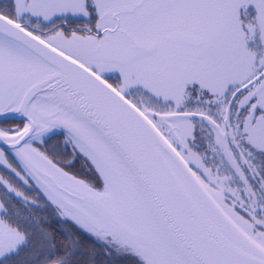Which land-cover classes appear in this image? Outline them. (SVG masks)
<instances>
[{"label":"snow or ice","instance_id":"snow-or-ice-1","mask_svg":"<svg viewBox=\"0 0 264 264\" xmlns=\"http://www.w3.org/2000/svg\"><path fill=\"white\" fill-rule=\"evenodd\" d=\"M57 134L101 188L33 147ZM9 150L106 257L264 264V0H10L0 165L27 184ZM0 184L23 212L38 206ZM23 212L0 202V264H96L78 236L57 245Z\"/></svg>","mask_w":264,"mask_h":264},{"label":"trees","instance_id":"trees-1","mask_svg":"<svg viewBox=\"0 0 264 264\" xmlns=\"http://www.w3.org/2000/svg\"><path fill=\"white\" fill-rule=\"evenodd\" d=\"M59 135H63V137L66 139V135ZM59 135H55L51 139L47 138L46 142H49L51 148L57 153H62V147L59 144H54V141L56 140L55 137ZM41 144L42 143H37L35 146L39 151L44 153L43 150L38 148V145ZM69 146L71 147L72 152V159L69 160L70 166L63 165L60 160L47 154L46 152L44 154L47 155L49 159H51L59 168L63 169V171L67 172L69 175L91 183L97 188H101L102 182L100 181L98 174L91 163L77 149H75L71 143H69ZM6 156H8L9 162L12 164V166L15 167L17 171L21 172V175L25 176V178L28 180V183L25 184L22 180H20L19 177L15 175V173L6 167L3 169L4 179L11 183L13 187L17 188V190L23 192L25 196H30L29 200H35L36 204L38 205L37 207L29 208L27 212H23L21 198L15 196L14 193L6 191L0 187V198L3 200V203H5L6 206L20 210L23 212L25 218L29 215V213H31L37 220L46 221L47 223L45 226L48 227L50 231L54 232L57 245H60L64 241V234L78 236L81 244L84 246V249L95 251L96 264H135L133 258L127 256H117L115 253H113L110 257H106L104 255L105 249L102 243L80 230L71 219H65L64 217H61L58 210L48 202L39 189L31 182V180L28 179L14 158L9 153H6ZM75 163H77V165L83 169L82 175L77 174L72 168H70ZM26 187L31 191L30 193ZM7 264H14V261H8Z\"/></svg>","mask_w":264,"mask_h":264},{"label":"flooded vegetation","instance_id":"flooded-vegetation-1","mask_svg":"<svg viewBox=\"0 0 264 264\" xmlns=\"http://www.w3.org/2000/svg\"><path fill=\"white\" fill-rule=\"evenodd\" d=\"M9 3H10V0H0V11L6 10L9 6ZM197 121H199V119H197ZM199 131L204 134V132H202L201 129ZM196 136H198V135H196ZM202 136L204 139H202L200 136L196 137V138H197V145H198L201 153L203 154L204 150L207 146L208 141H207V135L204 134ZM55 138H56V140L54 141V144H59L62 147V153H57L55 150H53L51 148L49 142L48 143L44 142L41 145H38V148L43 150L44 153L46 152L47 154L56 157L58 160H60V162L63 165L70 166L69 160L72 159V152H71V147L69 146V143L65 142L66 139L63 137V135L56 136ZM217 159H219V157H217ZM211 160H212V156L209 153V155H208L209 166H211ZM70 168H72L79 175H82V173H83V169L80 166H78L77 163H75ZM3 169H4V165H0V173L2 175H3ZM28 191H29V193L31 192L29 189H28ZM27 197L30 198V196H27Z\"/></svg>","mask_w":264,"mask_h":264},{"label":"water","instance_id":"water-1","mask_svg":"<svg viewBox=\"0 0 264 264\" xmlns=\"http://www.w3.org/2000/svg\"><path fill=\"white\" fill-rule=\"evenodd\" d=\"M47 139V138H46ZM34 143H41V142H39V141H37V142H34ZM33 143V144H34ZM34 147V146H33ZM10 154H11V156L14 158V160L18 163V165L20 166V168L23 170V166H22V164L20 163V161H19V159L18 158H16L15 156H14V154H12L11 153V151L9 150L8 151ZM57 166V165H56ZM58 167V166H57ZM24 172V171H23ZM25 173V172H24ZM26 174V173H25ZM27 176V175H26ZM28 177V179L29 180H31V182L39 189V191L44 195V197L47 199V196H46V194L44 193V191H43V189H41L39 186H38V184L36 183V181L34 180V179H32L30 176H27ZM48 200V199H47ZM48 202L56 209V206L54 205V204H52L51 203V201H49L48 200Z\"/></svg>","mask_w":264,"mask_h":264},{"label":"rangeland","instance_id":"rangeland-1","mask_svg":"<svg viewBox=\"0 0 264 264\" xmlns=\"http://www.w3.org/2000/svg\"><path fill=\"white\" fill-rule=\"evenodd\" d=\"M198 129H199V130L201 129V128H200V122H199V121H197V123H196L195 134L198 135V136H196V137H199V136H200L202 139H204L202 135H204V134L207 135V134H206V131H204V134H203V133H201ZM201 141H202V140H201ZM8 169H9V168H8ZM9 170H11V169H9ZM0 202H3V200H2L1 198H0Z\"/></svg>","mask_w":264,"mask_h":264}]
</instances>
